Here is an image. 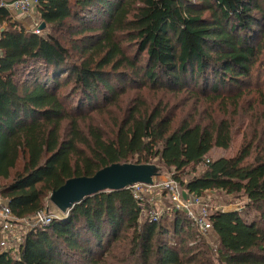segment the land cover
Listing matches in <instances>:
<instances>
[{
    "label": "trees",
    "instance_id": "trees-1",
    "mask_svg": "<svg viewBox=\"0 0 264 264\" xmlns=\"http://www.w3.org/2000/svg\"><path fill=\"white\" fill-rule=\"evenodd\" d=\"M35 12L48 33L0 7V195L14 216L48 209L72 178L159 163L193 197L245 196L243 212L211 215L219 261L264 264V0H40ZM242 122L237 156L209 159ZM141 207L130 189L97 194L15 255L0 247V264H215L184 212L140 222Z\"/></svg>",
    "mask_w": 264,
    "mask_h": 264
},
{
    "label": "built area",
    "instance_id": "built-area-1",
    "mask_svg": "<svg viewBox=\"0 0 264 264\" xmlns=\"http://www.w3.org/2000/svg\"><path fill=\"white\" fill-rule=\"evenodd\" d=\"M39 3L40 0H10L9 2H0V7L10 8L30 19L32 23L31 31L36 35H40L42 32L41 24L43 22L35 16L34 12ZM209 162L210 160H207V163ZM177 182L176 180H172L166 186V188L170 189L169 192L172 197V203L170 205H159V207H157L158 205H153L152 207H154V209L150 208L149 210H145V207H141L140 216L144 219H149L151 222H159L164 215H172L175 211H181L184 212L186 217L191 221L193 228L200 237L207 236L214 230L209 204L204 201V195L201 197L192 196L184 198L178 185L179 182ZM142 185L144 186V184H135L128 189L132 190L135 199L141 206H144V199H142L139 192H135L133 188ZM236 211L242 210L237 209ZM68 216L69 212L66 213L65 219H67ZM58 219L59 218L49 209L38 212L32 218L17 219L11 211L8 201L0 195V247L2 251L7 252L13 250V246L19 248L29 233L38 228L44 229L54 220Z\"/></svg>",
    "mask_w": 264,
    "mask_h": 264
},
{
    "label": "rangeland",
    "instance_id": "rangeland-1",
    "mask_svg": "<svg viewBox=\"0 0 264 264\" xmlns=\"http://www.w3.org/2000/svg\"><path fill=\"white\" fill-rule=\"evenodd\" d=\"M35 16H37L36 12H35ZM45 28L42 30L41 34H45V33L49 32V29L45 30ZM21 77H22V75H21ZM252 89H255L254 85L252 86ZM104 118L107 119V115H105ZM246 123L247 122H242L239 125H237V127L235 128L234 134H233V142H232L230 149L223 150V149H219V148H214L211 151V153L209 154L208 158L211 160H216L219 158L230 159V158L236 157L240 151V148H241V145L243 142V136H244V133L246 130ZM154 165H156L159 168V175L153 179V183L151 185H145L144 184V186L142 185L139 187H133L134 191L139 192L142 199H144L145 205L142 207H145L146 208L145 210H149L150 208L154 209V207H152L153 205H158L157 207H159V205L165 206V205H170L172 203L171 193L169 192L170 189L166 188V186L172 180H174V181L176 180L175 173L164 168L159 163H154ZM203 168H204L203 165L199 166L197 171L200 172ZM188 172H191L190 169L188 170ZM188 176L193 177V176H195V174L192 173L191 175H188ZM178 185L180 187V190H181L184 198L192 197L191 195L187 194L184 191V189L182 188L180 183H178ZM133 188H131V189H133ZM203 199L205 202H207L209 204L210 213L216 212L217 210L225 211V212H235L237 209L242 210L239 212H243V210L246 206V203L248 202V200L245 196L244 197L243 196L237 197L235 195L228 196V195H225L224 193H221V192H212V191L206 192L204 194ZM48 206H49L48 209L51 212H53L59 219L65 220L66 214L60 212L51 203V201H50V203H48ZM166 216H169V215H164L163 217H166ZM163 217H162V219H163ZM254 218H255V216L252 214H248V213L245 214V219L247 222L253 221ZM143 221L151 222L149 219H144L143 217L140 216V222H143ZM159 222H154V223H159ZM172 237H173V235H172ZM200 238L204 243V250L208 252L210 259L215 264H221L219 261L220 242H219V239H218L217 235L215 234L214 230L212 232H210L207 236L200 237ZM13 247H14V249L12 250V252L15 255L19 248H17L16 246H13Z\"/></svg>",
    "mask_w": 264,
    "mask_h": 264
},
{
    "label": "water",
    "instance_id": "water-1",
    "mask_svg": "<svg viewBox=\"0 0 264 264\" xmlns=\"http://www.w3.org/2000/svg\"><path fill=\"white\" fill-rule=\"evenodd\" d=\"M46 27L41 24V29ZM159 175L154 164H112L92 177L72 178L52 192L51 203L62 213L70 212L76 205L100 193L118 192L135 184L151 185Z\"/></svg>",
    "mask_w": 264,
    "mask_h": 264
},
{
    "label": "crops",
    "instance_id": "crops-1",
    "mask_svg": "<svg viewBox=\"0 0 264 264\" xmlns=\"http://www.w3.org/2000/svg\"><path fill=\"white\" fill-rule=\"evenodd\" d=\"M9 2L10 0H0V2ZM11 15L13 22H18L20 25H22L23 27H25L27 30H31L32 29V23L31 20L26 18L24 15L17 13L13 10H11L10 8H5ZM5 27V26H4ZM4 27H0V32H2L4 30Z\"/></svg>",
    "mask_w": 264,
    "mask_h": 264
}]
</instances>
